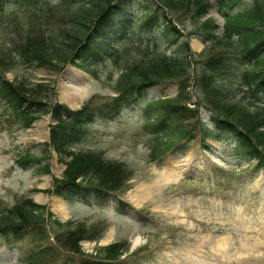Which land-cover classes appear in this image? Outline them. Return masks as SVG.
<instances>
[{
    "label": "rangeland",
    "instance_id": "rangeland-1",
    "mask_svg": "<svg viewBox=\"0 0 264 264\" xmlns=\"http://www.w3.org/2000/svg\"><path fill=\"white\" fill-rule=\"evenodd\" d=\"M135 1L136 10L140 8L134 12L137 21L146 15L144 7L159 9L162 4L161 0ZM196 1L180 0L176 11L166 9L183 35L189 65L186 87L181 85V76H176L149 88L145 96L162 97L165 105L175 106L179 113L163 124L170 128L153 129L148 122L156 118L152 102L141 99L112 119L99 117L81 126V138L65 148L67 154L46 144L57 122L51 110L57 104L63 113L98 109L118 94L120 81L141 70L138 63L145 64L154 55L169 58L173 46L159 29L156 34L145 33L137 22L116 48L105 49L103 60L88 64V72L71 48L90 29L87 23L96 14L92 3L84 4L80 13L81 5L76 4L80 2L31 0L0 13V83L9 81L26 90V100L44 104L32 127L26 129L0 99V215L17 203L26 205L25 199L38 205L36 213L44 214L45 205L47 215L43 241L7 240L0 235V264H88L105 260V247L117 241H123L122 246H114L123 249L116 261L122 264H264V168L254 169L257 158L248 160L234 153L235 141L205 136L219 134L210 101H206L210 98L203 92L205 62L220 55L229 59L227 70L217 72L213 81L234 103L247 106L252 113L264 106V92L250 91L240 80L245 65L234 48L237 36L232 38L233 46L228 41L207 40L202 25L197 26L214 17L223 27L225 16L215 0H210L211 10L200 20L195 19ZM251 1L226 10H244ZM126 21L120 17L116 27L122 30ZM222 27L216 30L219 35ZM37 49L50 59L45 65L28 61ZM29 51L28 56L23 54ZM80 89L74 105L69 94ZM186 105L190 108H179ZM156 107L162 109L160 104ZM176 130L184 136H173ZM25 153L41 158L42 163L21 167L17 161ZM89 154L126 165L128 176L112 198L72 203L46 193L44 189L53 187L55 178L58 183L66 178L74 156ZM47 167L51 173H45ZM80 228L85 238L78 241L81 251H77L68 237ZM137 235L143 243L134 246Z\"/></svg>",
    "mask_w": 264,
    "mask_h": 264
},
{
    "label": "trees",
    "instance_id": "trees-1",
    "mask_svg": "<svg viewBox=\"0 0 264 264\" xmlns=\"http://www.w3.org/2000/svg\"><path fill=\"white\" fill-rule=\"evenodd\" d=\"M30 1L0 0V13L11 6L18 4L24 6ZM178 1L180 0H161L160 10L157 8L159 11L153 7H144L146 15L140 21H137L134 18V12H139L140 8L136 10L138 6H135L137 3L135 0H123L122 3H119L120 1L118 0L114 4L111 0H69L71 3L80 2L76 3L77 6L81 5L80 13L85 6L84 4L88 2L92 3V7L95 8L94 11H96L94 17L89 18L90 22L87 23L90 29L86 33V37L81 41L78 40L75 46L71 48L75 51L73 57L76 56L77 59L81 60L82 63H79V65L84 70L91 72L88 64L98 63L103 60V55L106 54L105 49L109 45L112 47V42L115 45L117 41L126 38L127 29H132V25L137 24V22H140L142 31L145 33H152V31L155 32L156 29H159L162 32V34H159L168 44L173 46V52L169 58L166 56L160 59L158 55H154L150 60L145 61V64L143 61L138 63L137 67L141 68V70L132 72L125 80L120 81L118 84V95L111 102L105 103L98 109L85 110V108H82L77 111L66 110V113H63L60 110L61 105L57 104L51 110L57 122L52 126L51 141L47 143L48 146L52 145L60 154L63 152L67 154L64 151L65 148L68 149L72 144L80 140L81 126L83 127V125L91 123L99 117L112 118L133 102L141 101V99L145 98L147 100L145 96L149 88L173 77L181 76L179 77L182 79L181 85L183 88L186 87L187 80L189 81L187 69L189 65L186 63L188 55L183 51V35L166 12V8L176 11L179 8ZM244 2L245 0H215L219 12H222L225 16L223 32L220 35L217 33L219 25L214 17H209L203 22L196 24L197 26L202 25L203 33L207 40H222L226 41L225 44L228 41V44L233 46L234 41L232 38L237 36L234 48L240 56L241 64L245 65L240 80L248 90L256 93L264 92V3L261 0H252L244 7V10H239L235 13L226 10L227 7L232 8L235 5H244ZM196 3L198 5L195 19L200 20L210 12L212 4L210 0H197ZM120 17L127 20L122 30L116 27V21ZM78 18L77 20L80 19ZM40 40H42L40 44L44 46V39ZM28 50H31L30 46H28ZM30 52L23 54L28 56ZM35 52L40 55L37 56ZM31 56L28 61H37V63L43 65L50 61L47 56H43L40 53L39 49L33 51ZM228 60L226 56L220 55L205 62L202 79L207 83L203 87V92L210 98L206 101H210L213 109H211L212 119L219 132L218 135H213L209 132L205 136L235 141L234 153L245 158H258L259 166L264 168V106L257 108L255 113H252L247 106L243 107L238 105V103H234L231 98L222 93L217 87L218 85H215L216 82L214 83L213 81L217 72L222 73L227 70ZM23 92H26V90L13 86L9 81L6 82L5 80L0 83V98L7 101L17 112L19 120L24 126L29 127L36 119L37 114L41 113L40 106L43 108L44 104L31 102L33 101L31 98L26 100L23 97ZM154 98L151 100L153 103L150 106L152 109L154 108L156 118L153 119L151 126L156 130H162V127L166 129L170 125L164 127L163 124H166L171 116L179 112H177L175 106L169 107L165 105L164 99L155 100ZM157 104H160L162 109L156 107ZM179 108L190 107L186 105L179 106ZM148 121L150 122V120ZM171 122L169 121L170 124ZM172 135L176 137L184 136L180 130H176V133ZM31 161L41 163L39 158H27L25 162L30 163ZM49 171V167H47L46 172ZM66 171V178L59 183L56 180V187L53 190L56 194L62 195L66 199L88 200L100 198L101 200H107L111 194L117 191L118 186L122 183L121 180L126 179L128 176L126 165L124 166L118 162H109L99 155L91 156V154L76 159L74 156L73 160L68 163ZM80 177L87 178V180L77 182ZM26 203V205L16 204L12 209L2 214L0 218L1 234L14 238L27 235L33 236L35 229L44 221L43 213H36L40 209H36L38 205L32 201L28 200ZM42 231L44 232L42 234L43 237L46 229ZM83 238H85V233L82 228L73 230L70 233V237H68L77 251H81L78 241ZM116 245L122 246L121 243H114L105 247L107 259L117 258L122 254L123 249H116L114 247ZM39 252L41 253L40 249ZM90 263L104 264L102 261H91ZM106 264L113 263L106 262Z\"/></svg>",
    "mask_w": 264,
    "mask_h": 264
},
{
    "label": "bare ground",
    "instance_id": "bare-ground-1",
    "mask_svg": "<svg viewBox=\"0 0 264 264\" xmlns=\"http://www.w3.org/2000/svg\"><path fill=\"white\" fill-rule=\"evenodd\" d=\"M74 89H75V88H74ZM81 93H82V89H80L78 92L70 93V94H69V99L71 100L70 102L74 104V103L76 102L75 100H76L77 98H80ZM74 105H76V104H74ZM110 238H111V233H110V236H108L107 240L110 239ZM142 243H143L142 237L139 236V235H137V236L135 237V239H134V246H139V245H141Z\"/></svg>",
    "mask_w": 264,
    "mask_h": 264
},
{
    "label": "water",
    "instance_id": "water-1",
    "mask_svg": "<svg viewBox=\"0 0 264 264\" xmlns=\"http://www.w3.org/2000/svg\"><path fill=\"white\" fill-rule=\"evenodd\" d=\"M214 12V11H213ZM220 23H223V20L221 19Z\"/></svg>",
    "mask_w": 264,
    "mask_h": 264
}]
</instances>
